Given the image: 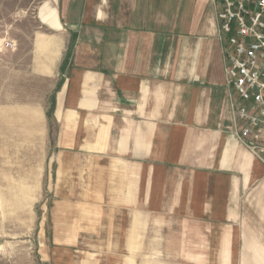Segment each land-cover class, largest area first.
<instances>
[{
	"label": "crops",
	"instance_id": "0c3cea01",
	"mask_svg": "<svg viewBox=\"0 0 264 264\" xmlns=\"http://www.w3.org/2000/svg\"><path fill=\"white\" fill-rule=\"evenodd\" d=\"M218 12L209 0L39 8L25 75L52 97L0 102V142L28 150L53 188L54 234L79 256L59 264H262L264 212L247 204L264 203V163L237 138ZM7 51L0 93L24 76Z\"/></svg>",
	"mask_w": 264,
	"mask_h": 264
},
{
	"label": "rangeland",
	"instance_id": "374dc122",
	"mask_svg": "<svg viewBox=\"0 0 264 264\" xmlns=\"http://www.w3.org/2000/svg\"><path fill=\"white\" fill-rule=\"evenodd\" d=\"M45 1L0 0V59L5 60L0 62L9 64L6 79L12 81L9 70L14 59L9 57L7 50L19 51L24 75L21 90L6 86L5 93H0L6 98L0 97V102L8 104L13 96L23 103L30 98L51 100L48 80L33 82L25 75L30 64L31 38L42 31L37 20L39 8ZM9 44L14 46L13 49ZM27 152L0 142V264H59L70 255L77 260L78 253L67 251L68 245L62 244L63 238L54 234L53 188L48 187L44 179L37 180L35 173L30 171L33 165L28 161L32 156ZM256 206L247 204L251 211L264 212V203ZM262 250L264 256V242Z\"/></svg>",
	"mask_w": 264,
	"mask_h": 264
},
{
	"label": "built area",
	"instance_id": "2783aa9c",
	"mask_svg": "<svg viewBox=\"0 0 264 264\" xmlns=\"http://www.w3.org/2000/svg\"><path fill=\"white\" fill-rule=\"evenodd\" d=\"M209 1L219 8L226 83L238 97L231 104L237 138L264 163V0Z\"/></svg>",
	"mask_w": 264,
	"mask_h": 264
}]
</instances>
